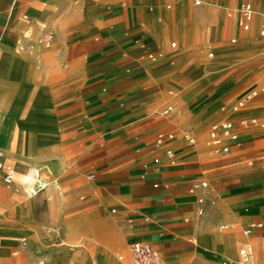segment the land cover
<instances>
[{"label": "crops", "instance_id": "1", "mask_svg": "<svg viewBox=\"0 0 264 264\" xmlns=\"http://www.w3.org/2000/svg\"><path fill=\"white\" fill-rule=\"evenodd\" d=\"M124 1L126 4L111 9L104 8L97 0H0V100L3 92L5 96L7 92L4 78L9 73L13 75L19 64L18 41L28 49L34 40L42 39L45 34L52 35V43L60 51V61L67 60L69 49L71 60L85 66L84 75L79 79V92L68 107L72 119L76 115L83 119L79 127L81 132L105 129L109 135L103 140L106 146L123 144L103 156L106 162L98 168L95 185L101 197L116 203L121 216L129 218L131 235L138 239L136 242L150 244L159 254L170 258L168 262L174 263L190 246V239L231 221L237 223V228L244 227L243 237L236 256L226 258L223 264L237 260L241 248H248L252 257L254 254L258 262L254 261L255 264H264V132L252 136L253 130L236 125L238 141L230 145L226 154L214 153L206 140V147L184 142L180 135L186 130H180L174 121L186 126L194 123L192 115L205 110L213 96L206 94L207 82L203 79L198 82L201 87H183L181 66L170 61L175 55L162 50L163 33L174 25L170 23L172 15L164 14V19L157 16L156 21L160 23L152 21L143 26L137 15L142 12L140 1H144L134 0L138 2V6L134 3L137 11L130 1ZM242 1L238 0L239 4ZM254 1L253 9L259 10V1L255 7ZM152 9L149 6L148 10ZM262 11L264 13V4ZM227 15L236 18L237 24L238 14L230 10ZM255 23L259 25V17ZM263 26L264 19L259 30ZM207 31L209 35L217 34V30L208 28ZM208 34L204 35V40L209 39ZM234 41L235 38L231 40ZM174 46L175 43H171V47ZM263 46L252 47L254 51H261ZM208 55L211 57L212 53ZM206 65L209 64H199L197 70L209 71L211 67ZM150 82L162 83L181 93L176 112L167 104L159 113L155 110L149 114L155 103L144 97L146 84ZM230 98L216 107V119L208 129L225 117L236 123L237 111L228 115L227 106H224ZM168 99L173 101L175 97ZM14 106L15 101L9 107L10 137L15 135L27 154L36 139L22 137L14 129ZM167 107L170 111L164 114ZM85 116L88 119H84ZM198 125L193 127L197 130ZM160 133H171L175 138L157 146L155 139ZM191 134L197 141V136ZM167 149L171 150V155L166 154ZM0 152L3 154L0 163L5 159L19 162L7 159L5 155L9 151L3 146ZM41 160L56 165L51 153ZM20 162L28 169L27 173L36 169L35 159L22 158ZM58 164L59 176L63 170L60 158ZM42 172L48 176L54 174ZM13 214L17 219L23 218L20 209ZM248 226H260V229L245 234ZM228 227L221 225L220 229ZM2 231L0 227V233ZM218 237L220 243L222 240L228 244L219 246L231 248L232 232ZM215 238L213 235V241ZM119 249L122 254L126 251L123 244ZM71 253L73 256L74 252ZM74 257L79 258V255ZM48 264H65L63 255L52 256Z\"/></svg>", "mask_w": 264, "mask_h": 264}, {"label": "rangeland", "instance_id": "2", "mask_svg": "<svg viewBox=\"0 0 264 264\" xmlns=\"http://www.w3.org/2000/svg\"><path fill=\"white\" fill-rule=\"evenodd\" d=\"M128 1L137 11L134 3L138 6V2ZM143 1H140L142 12L137 15L143 26L152 21L160 23L156 21L157 16L164 19V14L168 17L172 15L170 23L174 25L163 33L161 48L175 55L170 60L174 65L180 64L179 72L183 76L180 84L186 88L201 87L202 84L198 82L206 80V94L213 96L205 110L192 115L194 123L186 126L174 121L176 126L195 134L196 143L206 147L204 141L208 125L216 119V107L231 97L224 106H227L228 115L232 114L231 107L236 101L255 91L256 96L237 110L235 126L253 130L252 136L263 133L264 129L252 124L251 120L264 112V49L253 50L254 46H263L259 42L264 44V39L258 37L264 19V0L254 1V7L259 1L262 14L253 9L254 20L249 31H243L236 24V18L227 15L230 10L238 14V0ZM97 2L111 9L126 4L124 0ZM149 6H152V11L148 10ZM258 17L259 25H256ZM208 28L217 30V34L209 35ZM207 34L209 39L204 40ZM26 36L30 38L29 34ZM233 38L235 41L231 42ZM173 42L175 46L171 47ZM17 46L19 64L13 75H5L3 82L7 92L6 96L3 92L0 100V146L4 145L9 151L5 156L7 159L19 161H2L13 166L16 174L10 185L0 180V227L3 229L0 233V264H48L51 257L57 255H63L65 264H130L129 247L138 241L131 235L132 223L128 217L121 216V209L116 203L100 196L95 185L98 168L106 162L103 156L123 144L104 145V138L109 136L105 129L81 132L79 127L83 119L80 115L72 119L68 112L72 99L79 92V79L84 75L85 66L71 60L69 49L67 60L60 61V51L54 47L52 35L45 34L42 39L34 40L28 49L22 47L20 40ZM208 53H212V56ZM224 54L227 56L224 57ZM199 64L212 66L209 71L201 72L197 70ZM14 86L16 88L12 92ZM169 91L172 92L168 94ZM180 96L181 93L162 83L152 82L146 84L144 93L146 101H155L149 111L151 115L155 110L159 113L167 104L176 112L179 109L176 102H181ZM170 97L175 99L171 101L168 99ZM14 101V129L22 137L36 139L34 147L27 154L15 135L10 137L12 124L9 122V107ZM42 101H46L45 104ZM6 105L7 108H4ZM195 122L200 126L197 130L193 127ZM49 153L56 164L54 174L48 176L40 171L35 177V170L29 171L32 179L21 184L17 173L25 172L26 167L20 160L31 157L35 163H45L41 159ZM59 158L63 170L58 176ZM91 174L93 178H90ZM36 180L48 181V185L32 195L30 192ZM47 188L52 192L50 200L46 195ZM17 209L23 212V218L15 217L13 213ZM221 225L229 227L220 229ZM243 228H237L236 222L225 221L190 239L191 247L182 251L180 260L168 262L170 258L161 253L158 264H223L226 258L236 256ZM246 229H260V226H248ZM229 231L233 234L230 249H224L213 241V235H223ZM120 244L126 250L124 254L120 252ZM71 252H74L73 256ZM77 255L79 258L74 257ZM77 259L78 262L75 261ZM253 259L255 261L254 254Z\"/></svg>", "mask_w": 264, "mask_h": 264}, {"label": "built area", "instance_id": "3", "mask_svg": "<svg viewBox=\"0 0 264 264\" xmlns=\"http://www.w3.org/2000/svg\"><path fill=\"white\" fill-rule=\"evenodd\" d=\"M253 0H243L239 5L238 11V26L248 31L250 29L254 11ZM259 36L264 38V26L259 30ZM174 44H172L173 46ZM264 91V90H262ZM256 96V92L252 91L239 98L236 103L231 107V112H236L239 108L243 107L245 102L251 100ZM170 111V107L163 110L164 114ZM252 124H257L261 128H264V112L254 117L251 120ZM181 139L189 145L196 143V138L188 131H183L180 135ZM174 135L158 134L155 139V144L161 146L166 142L172 141ZM238 141V133L236 131L235 123L230 119H223L210 125L207 132L206 145L216 154H226L229 151L230 145ZM167 155H171V150H166ZM15 171L12 166L0 163V180L5 185H10L14 181ZM94 175L91 174L90 178ZM46 183L43 180H36L31 194L34 195L37 192L43 190ZM225 228V227H224ZM250 230H245L244 233L248 234ZM130 264H158L160 261V254L150 244L146 242H135L129 247ZM228 264H255L252 254L248 248H241L238 252V259L229 261Z\"/></svg>", "mask_w": 264, "mask_h": 264}, {"label": "bare ground", "instance_id": "4", "mask_svg": "<svg viewBox=\"0 0 264 264\" xmlns=\"http://www.w3.org/2000/svg\"><path fill=\"white\" fill-rule=\"evenodd\" d=\"M259 14H262V11L261 10H259ZM207 67H211L212 65L210 64V65H206ZM1 104V103H0ZM3 117V116H2ZM10 122V121H9ZM7 131V130H6ZM19 143V142H18ZM20 145H23V143H19ZM2 145V144H1ZM7 145V144H6ZM10 145V144H9ZM26 145V144H25ZM4 146V145H3ZM12 148V147H11ZM24 148V147H23ZM34 150V149H33ZM25 152V151H24ZM0 156H3V154L0 152ZM6 156V155H5ZM36 156V155H35ZM33 157V156H32ZM28 158H31V157H28ZM11 160V159H10ZM35 164H37L36 165V169H35V171H34V173L36 174V171H39V170H45L46 171V173L47 174H51V173H54L56 170H55V165H49V164H47V163H44V162H41V163H35ZM27 170L28 169H26V171L23 173V174H21L19 177H18V179H19V181H20V183L21 184H25V183H27V182H29L32 178L28 175V173H27ZM33 174V173H32ZM34 179V178H33ZM46 183V182H45ZM46 185H48V184H46ZM26 188V187H25ZM25 191V190H24ZM52 192H50V191H48V188L46 189V195H47V198L50 200L51 198L49 197V195L51 194ZM27 194V193H26ZM30 194H31V192H30ZM29 195V194H28ZM32 196V195H31ZM30 196V197H31ZM43 196H41V198H42ZM40 198V197H39ZM43 199V198H42ZM216 236V238H215V241L218 243V244H223V245H228L225 241L223 242L222 240H221V243H220V238L218 237V234H216L215 235ZM222 237V236H221Z\"/></svg>", "mask_w": 264, "mask_h": 264}]
</instances>
